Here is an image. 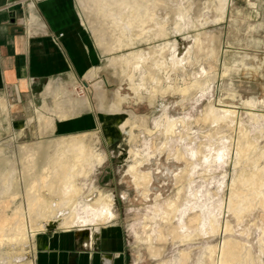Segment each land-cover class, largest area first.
I'll return each instance as SVG.
<instances>
[{"label":"rangeland","instance_id":"374dc122","mask_svg":"<svg viewBox=\"0 0 264 264\" xmlns=\"http://www.w3.org/2000/svg\"><path fill=\"white\" fill-rule=\"evenodd\" d=\"M99 1L102 2V0ZM155 1L158 3L161 15L169 17L173 16L177 3L181 2V0ZM75 2L82 24L100 50V52L97 50L101 53L100 60L97 66L87 71L84 76L86 81L83 78L63 75L58 80L63 88L54 89L48 86L49 90H53V96L48 94L47 97L52 100L53 110L64 108L72 116L78 111H86L79 114L81 116L71 119L70 122L56 123L53 132H47L48 134H40L35 122L24 131L11 127L0 131V176L11 177L14 184L13 191L19 192L15 196L24 199L27 183L35 182V178L32 176L29 178L25 170L23 148L36 147L62 135L86 133L87 142L103 153L104 160L101 165H95L87 174L77 176L76 184L80 189L77 198L79 201L85 198L86 200L97 199V192L101 191L111 195L114 199L112 206L114 216L110 222L100 226L99 234L95 235L96 239L92 245L95 251L118 253L117 264H176L172 261L175 250L185 249L190 257L188 264H196L199 255H201V264H216L220 255L221 242L226 238H231L246 244L252 253L257 255V237L264 231V208L259 206L249 208L241 215V218L237 219L232 212L227 210V202L231 180L237 169H245L247 172L252 169L251 164L246 163L237 168L234 166L233 150L237 146L239 125H242L249 134L252 145L264 151V136L260 132L264 129V117H262L264 115V0H229L224 19L219 22L211 21L200 29L205 33L201 34L204 51L196 53L198 60L202 59L201 66L203 65L208 72L213 66L216 68V74H211V83L206 88L207 90L196 89L184 100L179 94L168 93L163 98H157L153 103L148 100H138L128 84L121 83L114 71L106 67L107 58L113 55L112 51L105 50L109 48V35L104 43H99L92 30L96 28L105 31L107 25V20L102 19L96 13L97 1L75 0ZM183 2L185 6L188 3L192 4L194 16L204 12L208 6L210 11L205 13L204 18L214 20L216 17L215 8L218 6V0H183ZM173 33H171V40L176 39L179 43H186L185 37L194 34L195 31ZM146 46L143 44L140 47ZM211 49H214L215 57L209 53ZM97 67H100V70L96 77H91L92 70ZM195 68L202 72L198 64ZM191 72L193 70L189 71ZM97 81L103 83L101 89L95 87ZM83 82H86V86ZM118 89L120 96L125 97V100L112 111L111 105L117 99ZM80 95L81 97L76 99ZM251 98L258 101L257 106L244 104L245 100ZM34 101L38 102V100ZM211 107L235 110L234 130H228L227 127L222 128L224 134L228 133L233 137L230 150L233 153L230 154V158H226L224 153L229 151L228 142L224 139L222 143L216 144L214 140L204 148L210 156L209 161L194 159L196 168H193V181L191 185L185 187L188 200L181 199L178 202L177 216L171 218L174 225L178 224L179 220L186 225L188 214L200 216V232L187 243L173 245L169 236L170 224L162 218L165 201L167 199L176 200L177 188L166 177L160 176L153 180L154 189L152 191L161 192L157 202L162 205L153 222L161 226L165 240L156 242L162 249L161 254L151 256L143 244L137 246L135 235L141 233V222L145 216L151 214L153 202H143L140 193L136 191L126 173L128 166L132 163L128 150L131 147L142 150L148 142L151 149L159 155L157 159L160 161L161 168L165 170L169 165L171 168V163H167L165 159L166 153L158 152V147L162 144L161 139L149 136L145 131V126L154 131V123L164 112L170 117L184 116L192 119L201 116ZM120 120L135 122L133 124L136 127L134 128L133 124L132 126L137 136L133 143L129 136H124L117 127ZM196 127L199 132L198 138H201L200 132L205 126L199 123ZM198 145L199 140L196 144H191V153L197 149ZM189 159H193L192 156H189ZM155 162L153 161V168L156 166ZM259 163L264 164V159ZM178 165L181 164L178 163ZM42 171L41 165L35 173L40 174ZM42 192L45 194L44 190ZM193 192L197 193L196 196ZM49 197L56 201L58 196L52 194ZM8 212L18 213L29 229L30 223L25 205L21 210L13 209ZM3 215L4 212L0 210V221ZM153 222L148 220V224ZM226 224L231 228L229 232H224ZM1 226L10 227L11 220L5 223L0 222ZM73 226L72 230L64 229L60 222H54L47 228L44 227L37 231L34 236L31 233L27 234L25 244L28 249L24 252L13 249L6 264H35L37 238L46 233L49 236L67 235L70 240L79 239L83 241L84 246H87L84 242L89 240L91 224L87 223L82 227L75 224ZM60 245V243L56 244L58 248ZM209 247L213 249L215 263L209 259ZM3 253L6 251L0 249V255ZM70 255L71 260L74 254ZM138 255H140L139 259ZM253 264H264V255L260 260L254 258Z\"/></svg>","mask_w":264,"mask_h":264},{"label":"bare ground","instance_id":"6f19581e","mask_svg":"<svg viewBox=\"0 0 264 264\" xmlns=\"http://www.w3.org/2000/svg\"><path fill=\"white\" fill-rule=\"evenodd\" d=\"M88 1H97L95 8L97 15L107 20L105 31L92 29L99 43H104L109 35V48L105 50L112 51L113 55L107 58L106 67L114 71L121 83L128 84L138 100H148L153 103L157 98H163L168 93L179 94L184 100L196 89L204 91L209 87L211 74H216V68L213 66L208 72L203 65L201 66L202 59L198 60L196 53L204 51L201 34L205 33L200 29L211 21L219 22L224 19L228 0H218L214 20L204 18L205 13L210 11L208 6L204 12L194 16L192 4L188 3L185 6L183 0L177 3L172 17L161 15L155 0ZM189 31H195V33L185 37L186 43L170 39L172 32L180 34ZM143 44L147 46L140 47ZM209 53L214 56V49H211ZM196 64L201 67L202 72L195 68ZM99 70L100 67L93 69L91 77H96ZM191 70L193 72L189 73ZM102 84L101 81H97L95 87L101 89ZM124 100L125 97L120 96L118 89L117 99L111 105V110L114 111ZM244 104L254 107L257 106L258 101L251 98L245 100ZM53 113V120L58 121L72 116L70 112L60 108L53 110ZM234 115L233 108L214 107L208 108L204 114L192 119L184 116L170 117L164 112L154 123V131L145 126L149 136L162 141L158 152L160 154L165 152V159L172 166L171 168L170 165L167 166L165 170L159 165L160 161L157 159L159 155L151 149L150 143L146 142L142 150L132 147L128 150L132 163L128 166L126 173L136 191L140 193L143 202H153L151 214L145 216L141 222V233L135 235L137 246L143 244L151 256L161 254L162 249L156 242L165 240L161 226L153 222L162 206L157 202L161 192L152 191L153 180L163 176L170 179L177 188L176 200L165 201L162 218L170 224L169 236L173 245L187 243L200 232V216L188 214L186 225L182 220L174 225L171 218L177 216L178 202L181 199L188 200L185 187L191 185L193 181V168H196L194 159L209 161L210 156L204 148L214 140L216 144H220L226 139L229 151L224 154L226 158H230V154L234 151L236 168L243 163L252 166L249 172L238 168L232 177L227 210L239 219L249 208L257 206L264 208V164L259 163L264 159V151L252 145L250 136L242 125H239L237 146L232 152L230 151L233 137L228 133L224 134L222 128L234 130L236 125ZM254 117L257 121L255 115ZM38 120L40 134H43V129L50 120H45L40 114ZM133 123H135L133 120H120L117 123L120 132L124 136L128 135L132 143L137 136L133 132ZM199 123L205 126L201 129V138H198L199 132L196 127ZM133 125L135 128V124ZM260 132L264 136V129ZM198 140L197 149L191 153V144H196ZM22 155L27 175L29 178L34 177L35 182L27 183L23 199L15 196L19 192L13 191L14 184L11 177L0 176V210L4 212L0 222L5 223L11 220L10 227H0V249L6 251L0 255V263L6 264L9 261V254L13 249L21 252L28 249L25 244L27 234L31 233L34 236L37 231L47 228L54 222H60L64 229H71L73 224L82 227L90 223L91 233L89 240H85L84 244L91 247L95 235L99 234L100 226L110 222L114 216L112 212L114 199L111 195L98 191L97 199L86 200L85 198L79 201L77 196L80 189L77 187L76 178L80 174H87L95 165H101L104 160L103 153L87 142L86 133H77L59 136L51 142L42 143L36 147L23 148ZM189 156L193 159H189ZM153 161H156L154 168ZM41 165L42 173L36 174V169ZM52 194H57L56 201L49 197ZM196 194L193 192L194 196ZM23 205L28 212L29 229L18 213L8 212L13 209L21 210ZM148 220L153 223L148 224ZM230 230V226L226 224L224 232ZM209 248V259L215 263L213 249ZM257 249L258 254L254 255L246 244L236 239L226 238L221 242L220 255L216 264H253L254 258L260 260L264 255V231L257 237ZM139 258L140 255H138ZM189 258L187 250H175L172 261L176 264H188ZM200 261L201 255L196 264H201Z\"/></svg>","mask_w":264,"mask_h":264},{"label":"crops","instance_id":"0c3cea01","mask_svg":"<svg viewBox=\"0 0 264 264\" xmlns=\"http://www.w3.org/2000/svg\"><path fill=\"white\" fill-rule=\"evenodd\" d=\"M97 50L75 0H0V131L9 127L24 131L33 122L40 130V114L50 120L43 129L46 134L56 123L81 116L86 110L53 120L52 100L47 97L53 90L48 86L63 88L58 81L63 75L86 81L85 74L100 60ZM37 239L35 264H117L118 253L95 251L67 235L46 233Z\"/></svg>","mask_w":264,"mask_h":264},{"label":"built area","instance_id":"2783aa9c","mask_svg":"<svg viewBox=\"0 0 264 264\" xmlns=\"http://www.w3.org/2000/svg\"><path fill=\"white\" fill-rule=\"evenodd\" d=\"M62 35V33H59L58 36Z\"/></svg>","mask_w":264,"mask_h":264}]
</instances>
